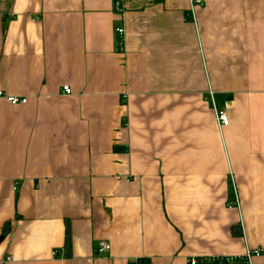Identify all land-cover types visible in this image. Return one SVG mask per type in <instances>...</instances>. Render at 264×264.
I'll return each mask as SVG.
<instances>
[{
    "label": "crops",
    "instance_id": "0c3cea01",
    "mask_svg": "<svg viewBox=\"0 0 264 264\" xmlns=\"http://www.w3.org/2000/svg\"><path fill=\"white\" fill-rule=\"evenodd\" d=\"M115 1L0 0V264H264V0Z\"/></svg>",
    "mask_w": 264,
    "mask_h": 264
},
{
    "label": "built area",
    "instance_id": "2783aa9c",
    "mask_svg": "<svg viewBox=\"0 0 264 264\" xmlns=\"http://www.w3.org/2000/svg\"><path fill=\"white\" fill-rule=\"evenodd\" d=\"M204 2V0H194L193 4H198V5H202ZM115 10L116 13L119 15L124 14V8L122 5L121 0H116L115 1ZM115 33H116V41H117V46H118V51L120 53H123L125 51V42H126V29L123 23L118 24L116 26L115 29ZM63 93L65 95H70L71 94V90L69 87H64L63 88ZM213 94L211 93V99L213 100ZM0 98H4L12 107H18V106H23L26 105L28 100L27 99H21L18 97H10V96H6L4 95L3 92L0 91ZM217 121H218V125L220 127H227L230 123V119L227 115V113L225 111H220L217 113ZM111 251V246L109 243L107 242H101L99 244L98 247V255H105L107 253H109ZM261 255V252L259 250L253 251V252H248L247 254V261L249 262V264H251V259L254 256H259ZM210 261V260H207ZM207 261L202 260V261H198V260H191L190 264H199V263H206ZM221 262V259H216V260H211V262Z\"/></svg>",
    "mask_w": 264,
    "mask_h": 264
},
{
    "label": "trees",
    "instance_id": "16d2710c",
    "mask_svg": "<svg viewBox=\"0 0 264 264\" xmlns=\"http://www.w3.org/2000/svg\"><path fill=\"white\" fill-rule=\"evenodd\" d=\"M70 247V237L69 232L67 231V237H66V249H69Z\"/></svg>",
    "mask_w": 264,
    "mask_h": 264
}]
</instances>
